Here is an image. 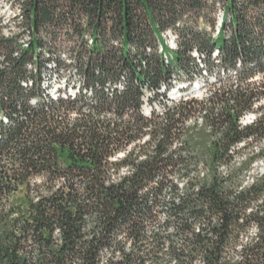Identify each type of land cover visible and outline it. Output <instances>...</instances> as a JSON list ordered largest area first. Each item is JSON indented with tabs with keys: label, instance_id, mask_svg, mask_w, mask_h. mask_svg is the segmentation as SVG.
Segmentation results:
<instances>
[{
	"label": "trees",
	"instance_id": "obj_1",
	"mask_svg": "<svg viewBox=\"0 0 264 264\" xmlns=\"http://www.w3.org/2000/svg\"><path fill=\"white\" fill-rule=\"evenodd\" d=\"M13 1L23 28L8 37L0 27V264H264V174L237 190L264 146L218 171L239 143L264 142V106L241 124L264 99V0ZM208 3L219 27L191 28L190 16L212 15ZM50 62L80 77L75 98L43 90ZM213 65L223 76L201 102L167 97L171 77ZM195 113L210 145L198 153L186 136L174 150ZM201 156L208 173L181 185L160 223L165 192L178 191L169 175ZM183 212L177 248L167 231Z\"/></svg>",
	"mask_w": 264,
	"mask_h": 264
},
{
	"label": "rangeland",
	"instance_id": "obj_2",
	"mask_svg": "<svg viewBox=\"0 0 264 264\" xmlns=\"http://www.w3.org/2000/svg\"><path fill=\"white\" fill-rule=\"evenodd\" d=\"M207 10L210 11L208 13H212V15L209 16L208 19H198L196 17H191L192 22H191V28H197V30H205L208 33H211V28H210V22L211 20H214L215 22V28L219 27L221 19L218 15V10H219V5L213 6V10L211 9L212 3L206 4ZM21 7L18 2L13 1V0H0V27H1V33L3 36H16L21 32V29L23 26L21 25ZM190 24V22H189ZM11 34V35H10ZM162 40H163V45L166 53L174 54L173 51L175 48V42H174V36L171 32H165L162 34ZM167 46V47H166ZM170 50H168V49ZM161 45L159 46V53H161ZM66 61L67 68H71L72 62L71 60L67 57L64 59ZM48 65L50 70L52 71L53 69V64L50 62L45 66L41 73V87H43V90H47L46 86V78L51 75L50 70L48 69ZM68 68V70H70ZM68 74V72H66ZM70 75L69 78L73 77V73L69 72ZM202 73V72H201ZM200 73V74H201ZM202 75V76H201ZM199 76V74L195 71L192 70V73L188 74V76L185 75H175L174 77H171L170 80V88L169 91L171 92L172 90L174 92L178 91L179 88L184 87L185 89L181 91L179 90L180 95L187 99L185 100H195L201 102L206 95L210 92L211 85L214 84L215 80L218 78L222 79V72L221 68L217 67L216 65H213V67L210 68V73L208 76H204L203 73ZM53 76V75H52ZM77 83L80 81V77L74 78ZM81 82V81H80ZM50 93V90L48 91ZM178 93V94H179ZM149 98H151V93L148 94V92H145ZM52 94L50 95V97ZM157 105H166L163 102L162 96H160L158 99L154 98L153 100ZM183 101V100H180ZM179 101V102H180ZM177 104V103H175ZM264 106V99L261 100L260 103L256 104L253 107V111L247 112L242 118H241V124L242 126L248 125L251 123L255 118L254 116L257 117V108L256 106ZM203 113H195L191 117H188L187 119L183 120V125H179L178 129L181 130L179 137L177 138V141L173 144V149L177 150L183 142H185V137L188 136L191 139L188 140L191 146L196 148L197 152H203V150H206L208 146L210 145L211 142V135L213 134L211 132V128L208 125L205 126H198V122L201 118ZM73 117L69 116V119ZM196 122V123H195ZM143 138H146L145 136ZM142 138V139H143ZM182 142V143H181ZM137 145H141V143H138ZM264 146V142H261L259 145L256 144H251L247 149L244 148L243 146H239V144L232 149L231 154L233 158L230 160L229 163H220L218 167V171L221 174H224L226 172H230L232 170H235L236 168L240 167V162L245 158V154H251L252 152L254 154H257L258 149L260 147ZM123 153H120L117 155L118 158L120 155ZM206 156V155H205ZM199 163L198 166L195 169H191L188 171L187 175H183L184 173L182 171H177L173 174L169 175V179L178 186V191L173 195L170 191L165 192V205L164 209L160 213V223H162L167 217H168V204L171 199L173 198H179L183 194V189H181V185L186 183L188 180H196L195 178L201 177L202 174H207L208 169L206 167V161L204 158L201 156L199 158ZM264 157H255L249 167L245 168L241 174L238 176V181L240 182V186H238L237 190H241L242 188L249 186L252 179L257 177L260 174H264ZM126 173V170H120L118 173L119 175H123ZM118 175V176H119ZM20 194L17 195V199H20ZM187 217V213L183 212L181 215H177L176 217H171V222L168 227V233L172 234L174 237V245L177 248H180L181 246V238L177 237L174 232L175 230H178L180 228V223L182 222V218ZM199 227V224L197 223L195 225V229ZM156 229H159L156 227ZM254 229L252 228L250 230V233H253ZM173 264V263H171ZM193 264H202L200 258H197Z\"/></svg>",
	"mask_w": 264,
	"mask_h": 264
},
{
	"label": "bare ground",
	"instance_id": "obj_3",
	"mask_svg": "<svg viewBox=\"0 0 264 264\" xmlns=\"http://www.w3.org/2000/svg\"><path fill=\"white\" fill-rule=\"evenodd\" d=\"M49 74H51V75H49L46 78V81H45L46 86L45 87L50 90V94H52L51 97L53 99L75 98L78 95V93L80 91V85H79L80 81H78L77 77L74 76L75 73H73V77H71V79H70L68 76V75H70L69 73L67 74L61 70L59 72H57L55 66L53 65L52 72L50 71ZM74 78L77 79L78 83L76 81H74L75 80ZM169 88H170V86L167 87L164 92L167 93V97L170 100H172L173 102H177L181 99H187L184 96L182 97L180 95L181 91L185 89L184 87L179 88L180 93H179V90L176 92H174L172 90L170 92ZM143 109L147 115L150 114L149 107L147 106V103ZM254 118H255V116H254ZM120 157H123V154L120 155Z\"/></svg>",
	"mask_w": 264,
	"mask_h": 264
},
{
	"label": "built area",
	"instance_id": "obj_4",
	"mask_svg": "<svg viewBox=\"0 0 264 264\" xmlns=\"http://www.w3.org/2000/svg\"><path fill=\"white\" fill-rule=\"evenodd\" d=\"M165 111H166V110L162 111V114H161L160 117H162V116L165 114ZM243 145H244V143H239V146H243ZM128 148H130V146H129ZM115 156H116V155H115Z\"/></svg>",
	"mask_w": 264,
	"mask_h": 264
}]
</instances>
